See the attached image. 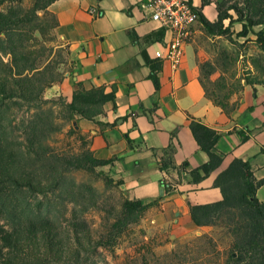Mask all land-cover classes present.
Wrapping results in <instances>:
<instances>
[{"label":"crops","instance_id":"1","mask_svg":"<svg viewBox=\"0 0 264 264\" xmlns=\"http://www.w3.org/2000/svg\"><path fill=\"white\" fill-rule=\"evenodd\" d=\"M142 1H53L47 11L56 19L53 33L65 59L44 95L70 102L73 92L82 87L101 86L114 93V101L106 102L93 120L77 115L73 130L85 136L95 158L112 160L106 166L114 180L123 181L121 189L127 199L154 201L143 212L131 213L145 228L141 245L152 246L154 239L163 241L166 236L178 239L215 234L219 225L193 224L189 204L230 199L238 193L241 171L218 187L212 186L216 171L192 183L189 171L206 162L207 156L197 148L189 118L218 132L213 149L223 158L221 168L233 158L249 163L256 196L264 203V86L245 83L241 96L231 100L236 101L234 108L223 110L207 95L200 79L199 64L206 58L205 39L210 40V35L195 22L181 63L173 69L154 54L156 50L164 52L161 42L166 33L140 7ZM218 1L201 6V0H192V5L214 21ZM93 9L98 15L91 13ZM237 27L240 30L239 23ZM158 61L159 87L155 89L149 62ZM170 141L176 145L171 177L177 180L178 170L181 176L179 184L166 192L159 166L162 150ZM165 247L167 244H159L156 248Z\"/></svg>","mask_w":264,"mask_h":264},{"label":"rangeland","instance_id":"2","mask_svg":"<svg viewBox=\"0 0 264 264\" xmlns=\"http://www.w3.org/2000/svg\"><path fill=\"white\" fill-rule=\"evenodd\" d=\"M31 4L32 0H9L0 4V11L18 6L27 9ZM229 12L236 16L232 10ZM37 15V19L19 27L23 37L17 39L16 46L24 50L26 57L38 69L48 66V74H53L55 80L65 52L53 33L52 14L38 12ZM224 24L227 25L228 20H224ZM237 26L238 23L232 24L225 36H212L205 31L210 35V40L205 39L207 55L199 64H211L202 69L203 86L207 95L227 109L236 103L231 100L241 96L246 80L264 82V52L254 42L251 33L245 37L237 36ZM10 60L11 55L0 49L2 70L6 69L4 65L9 64ZM206 71H210V74L206 75ZM44 91L45 88L40 96L52 101L41 104L40 109L47 112L50 124L39 137L36 156L29 157L26 151L24 125L35 119L38 107L14 99L19 105L7 101L8 105L0 108V145H4L6 152L13 155L17 173L24 176L34 174L48 186L45 194L26 188L13 194L9 189L5 191L2 188L0 225L18 230L31 226L32 222L37 225L50 220V227L65 248H72L69 224L73 216H83L95 237L106 232L109 224L119 227L121 222H117L115 216L124 192L121 186L110 181V178L113 181L114 178L106 165L95 166L83 158L88 150V140L73 130V121L63 105V97H45ZM70 156L75 157L71 165L66 163ZM55 158H64V162L61 164ZM3 191L10 193V196ZM17 215H22L20 222ZM219 226L220 230L215 234L178 239L166 236L163 241L154 239L152 246H147L141 245L145 228L137 215L130 214L127 225L111 248H100L99 254L89 250L88 254L90 260H96L99 264H224L231 237L227 228ZM159 244H167V247L157 249ZM62 262L50 260L49 264H68Z\"/></svg>","mask_w":264,"mask_h":264},{"label":"trees","instance_id":"3","mask_svg":"<svg viewBox=\"0 0 264 264\" xmlns=\"http://www.w3.org/2000/svg\"><path fill=\"white\" fill-rule=\"evenodd\" d=\"M5 1L9 0H0V4ZM53 1L55 0H32L31 6L27 9L18 6L0 11V49L11 55L10 63L4 65L6 69L0 68V108L8 105L7 101L19 105V102L14 99H20L39 109L35 119L29 120L24 125L25 146L29 157L36 156L39 137L50 124L49 115L45 110L40 109V106L52 100L43 99L40 94L53 82L54 78L53 74H48L50 71L48 66L38 69L26 57L24 50L16 46L17 39L23 37V33L18 29L37 19L38 12L49 13L47 8ZM209 3L210 0H201V6ZM188 4L197 12L198 21L208 34L225 36L232 24L239 23L240 30L236 35L245 37L251 33L254 36V42L264 52V0L218 1L216 3L217 17L214 21H209L201 9L195 8L192 0H188ZM230 10L236 14L235 17L230 14ZM52 18L54 27L56 19L53 15ZM224 20H228L227 25L224 24ZM149 63L151 66L149 78L154 88L158 89L157 72L160 69V62ZM210 65L209 62L202 63L199 66L200 74L202 69ZM205 73L208 75L210 71ZM245 83L251 85L259 83L264 86V82L246 80ZM114 97L113 92H105L101 86H91L87 89L82 87L75 90L70 102H63V105L72 121L78 120L77 115L79 118L93 120L96 115L102 113L103 105L109 101L113 102ZM217 104L226 112L234 108L233 106L227 109L225 105ZM188 127L197 148L207 156L206 162L189 171L192 183L196 184L216 171L212 186L218 187L231 181L235 173L239 171L243 173L236 197L206 204H189L191 221L197 226L220 225L227 228L232 240L224 264H264V203L260 202L256 196L254 176L249 163L233 158L225 168H221L223 158L213 149L219 138L218 132L195 118H189ZM174 134L175 131L171 133L172 136ZM127 141L130 145L128 138ZM6 150V147L1 144L0 191L2 188L5 191L9 189L10 193L15 194L20 189L26 188L45 194L48 186L42 178L34 174L30 176L18 174L13 165V155ZM162 152L159 166L163 174L162 184L166 192H171L175 185L179 184L181 176L178 170L177 180L171 177V172L174 170L173 158L176 145L170 141ZM83 158L95 166L107 165L112 161L95 158L89 148ZM55 159L61 164L64 162V158ZM74 161L75 157L70 156L66 163L71 165ZM182 166L186 167V163ZM110 181L116 186L123 184L122 180L113 181L110 178ZM10 193L5 194L10 196ZM153 203L154 201L145 203L138 199H127L124 196L115 216V220L121 222V226L115 227L109 224L107 231L96 237L92 235L85 218L74 215L69 224L72 248H65L62 240L50 227V220L37 225L32 222L31 226L18 230L0 225V264H49L50 260H56V262L63 260L62 263L68 264H99L96 260H90L89 250L91 253L99 254L98 249L111 248L127 225L129 215L134 212L141 213ZM20 213L22 214V210ZM21 216L17 215L19 222ZM84 251L85 254H83Z\"/></svg>","mask_w":264,"mask_h":264},{"label":"built area","instance_id":"4","mask_svg":"<svg viewBox=\"0 0 264 264\" xmlns=\"http://www.w3.org/2000/svg\"><path fill=\"white\" fill-rule=\"evenodd\" d=\"M140 7L149 12V17L165 30L161 50L155 56L168 61L176 69L184 56V46L192 36V26L198 21V15L188 4V0H143ZM98 15L97 10H91Z\"/></svg>","mask_w":264,"mask_h":264},{"label":"water","instance_id":"5","mask_svg":"<svg viewBox=\"0 0 264 264\" xmlns=\"http://www.w3.org/2000/svg\"><path fill=\"white\" fill-rule=\"evenodd\" d=\"M75 124V123H74Z\"/></svg>","mask_w":264,"mask_h":264}]
</instances>
